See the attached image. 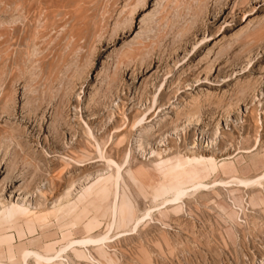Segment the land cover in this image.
Wrapping results in <instances>:
<instances>
[{"label": "rangeland", "instance_id": "1", "mask_svg": "<svg viewBox=\"0 0 264 264\" xmlns=\"http://www.w3.org/2000/svg\"><path fill=\"white\" fill-rule=\"evenodd\" d=\"M0 264H264V0H0Z\"/></svg>", "mask_w": 264, "mask_h": 264}, {"label": "bare ground", "instance_id": "2", "mask_svg": "<svg viewBox=\"0 0 264 264\" xmlns=\"http://www.w3.org/2000/svg\"><path fill=\"white\" fill-rule=\"evenodd\" d=\"M192 163H193V161H192ZM193 166V165H192ZM166 191V190H165ZM163 195V194H162Z\"/></svg>", "mask_w": 264, "mask_h": 264}]
</instances>
